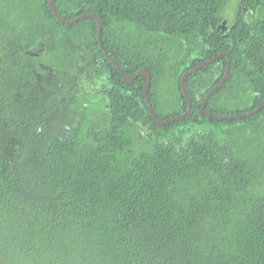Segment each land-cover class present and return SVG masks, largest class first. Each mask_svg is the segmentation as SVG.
<instances>
[{
    "label": "trees",
    "instance_id": "1",
    "mask_svg": "<svg viewBox=\"0 0 264 264\" xmlns=\"http://www.w3.org/2000/svg\"><path fill=\"white\" fill-rule=\"evenodd\" d=\"M48 1L0 0V264H264V107L219 121L201 111L227 58L190 74L191 113L160 125L146 77L122 81L97 21L60 23ZM54 7L101 18L123 71L150 72L161 119L187 108L183 72L223 51L231 73L206 110L235 115L264 101V0Z\"/></svg>",
    "mask_w": 264,
    "mask_h": 264
},
{
    "label": "water",
    "instance_id": "2",
    "mask_svg": "<svg viewBox=\"0 0 264 264\" xmlns=\"http://www.w3.org/2000/svg\"><path fill=\"white\" fill-rule=\"evenodd\" d=\"M48 4H49V8L53 14V16L60 22V23H63V24H66V25H70V24H73V23H76L78 21H81V20H84V19H87V18H93L97 21V40H98V44H99V48L100 50L102 51V54L114 65V67L118 70V72L120 73L121 75V79L122 81L125 83V84H130L132 83L138 76L140 75H144L146 77V81L143 85V95L145 97V100H146V103H147V106H148V109L151 113V115L154 117L155 121L160 124V125H170L174 122H177V121H180V120H183L185 119L186 117L189 116V114L191 113L192 111V101H191V98H190V95L188 94V91H187V86H186V79L187 77L196 72L197 70L199 69H202L203 67H205L206 65L216 61L217 59L219 58H223V57H226L227 58V65H226V69H225V72L222 76V78L213 86L210 88V90H208V92L204 95L202 101H201V111L207 115L208 117L214 119V120H232V119H237V118H242V117H246V116H252L254 115L255 113H257L260 109H262L264 107V101L260 102V104L255 108L253 109L252 111L250 112H245V113H238V114H235V115H218V114H214V113H211L209 111L206 110L205 106L209 100V98L213 95L214 92H216L222 85H224V83L226 82V80L229 78L230 76V73H231V61H232V57L231 55L227 52V51H223V52H220L219 54L211 57V58H208V59H205L199 63H197L196 65H194L193 67H191L190 69L188 70H185L183 72V74L181 75L180 77V84H181V89H182V93L185 97V100L187 102V108L186 110L180 114V115H177V116H174L172 118H169V119H161L157 112L155 111L154 107L152 106V103L150 101V96H149V89H150V82H151V74L150 72L148 71L147 68H143V69H140L138 70L135 74L133 75H129L127 73H125L123 71V69L121 68V66L115 61V59L110 56L107 51L105 50L103 44H102V31H103V22L101 20V18L99 16H97L96 14L92 13V12H87V13H84V14H81L75 18H71V19H65L63 18L55 9L54 7V0H49L48 1ZM222 30H225V28L223 27Z\"/></svg>",
    "mask_w": 264,
    "mask_h": 264
},
{
    "label": "rangeland",
    "instance_id": "3",
    "mask_svg": "<svg viewBox=\"0 0 264 264\" xmlns=\"http://www.w3.org/2000/svg\"><path fill=\"white\" fill-rule=\"evenodd\" d=\"M235 1H233L227 8H226V10H225V12H224V16H225V18L226 19H228L229 21H231L232 20V18H233V15L235 14L234 13V8H235ZM12 43L13 42H10L9 44L10 45H12ZM105 83H106V79L103 81V82H101V83H93L91 86L90 85H88V84H86V86H87V88H89V89H95L96 88V90H101L102 89V87H104V85H105ZM44 105H42L40 108H41V110H44ZM103 116V115H102ZM51 118V117H50ZM60 123H62L63 121H64V119H65V117H63V114H62V112L61 113H59V114H57L56 115V117H55ZM48 120V119H47ZM49 121V120H48ZM93 121H96V120H93ZM50 122V121H49ZM63 125V124H62ZM207 125L206 124H204V125H193V126H191L190 127V129H191V131L193 130V129H204L205 127H206Z\"/></svg>",
    "mask_w": 264,
    "mask_h": 264
},
{
    "label": "flooded vegetation",
    "instance_id": "4",
    "mask_svg": "<svg viewBox=\"0 0 264 264\" xmlns=\"http://www.w3.org/2000/svg\"><path fill=\"white\" fill-rule=\"evenodd\" d=\"M229 22L230 21L226 18H220L219 27H221L222 33L226 32L229 29V25H228ZM223 27L225 28V30H222ZM42 51H43L42 48H38V50H35V53H36V55H38ZM29 52H31V51H29ZM76 79H78V78H76Z\"/></svg>",
    "mask_w": 264,
    "mask_h": 264
}]
</instances>
